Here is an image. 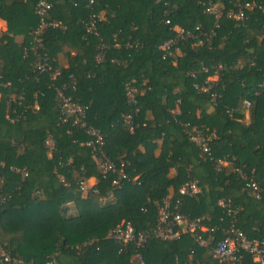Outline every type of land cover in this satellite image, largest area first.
Instances as JSON below:
<instances>
[{
    "label": "trees",
    "instance_id": "obj_1",
    "mask_svg": "<svg viewBox=\"0 0 264 264\" xmlns=\"http://www.w3.org/2000/svg\"><path fill=\"white\" fill-rule=\"evenodd\" d=\"M38 1L0 0V77L8 84L0 88V246L9 256L23 264H133L132 247L119 252L106 239L128 222L146 237L144 264H175L191 250L213 264L210 249L198 250L186 232L173 242L154 237L158 206L177 198L188 220L211 226L228 224L218 202H229L239 208L235 227L256 237L264 224V0H50L45 21L58 26L44 30L38 52L58 69L54 79L32 65ZM246 3L241 22L226 17ZM91 15L101 17L94 34L86 32ZM197 26L213 35L201 44L185 39L162 59L159 47L175 29L195 34ZM127 87L136 90L132 103ZM55 89L85 108L84 123L101 135L114 171H102L89 137L62 122ZM196 132L213 135L210 155L226 163L219 171L201 161L189 139ZM235 169L258 186L259 199ZM188 180L199 188L195 198L178 195Z\"/></svg>",
    "mask_w": 264,
    "mask_h": 264
},
{
    "label": "built area",
    "instance_id": "obj_2",
    "mask_svg": "<svg viewBox=\"0 0 264 264\" xmlns=\"http://www.w3.org/2000/svg\"><path fill=\"white\" fill-rule=\"evenodd\" d=\"M93 0H89L88 3L92 4ZM252 4L246 3L239 5L235 12L227 13L226 17L233 21L241 22L243 20V14L249 10ZM51 8L50 0H39L36 5L35 14L38 17L37 27L31 31L29 40V49L33 55V69L38 73L51 72V79H54L58 75V69L52 68L50 60L45 55H40L38 52L42 49L41 36L44 30L48 27H57L58 23L46 22L47 12ZM206 12L214 14L216 22L219 20L220 15L216 12L215 8L207 7ZM101 18L100 16H89L86 23V32L94 34L96 28V22ZM167 24L168 21H165ZM214 27H217L215 23ZM195 34L192 32H185L180 28L175 29V34L172 38L163 42L159 49L162 52V59L170 57L175 50L177 44L183 42L185 39H196L197 44H201L200 38H208L213 35V32L209 34L199 31V26L195 27ZM22 42V40H21ZM20 42V43H21ZM135 48H139L137 43L134 44ZM127 47H131L129 44ZM99 52L95 57L96 61H100L104 54V46L99 47ZM210 79V78H209ZM208 79V80H209ZM8 84L1 82L0 88H5ZM136 90L134 88H126L127 102H133V96ZM55 101L60 105L62 122L70 121L71 125L79 130H82L89 140L85 145L91 148V152L95 155H99V167L102 171H114V165L111 164L102 152L103 139L101 135L91 127H88L84 123V111L85 108L79 106L73 102L69 96L64 95L61 89H55ZM242 107L247 110L250 104L247 100L241 102ZM35 105V103H34ZM35 107V106H34ZM123 123L127 129H131L130 116L123 117ZM213 135H201L196 132L190 135L189 139L199 149V157L201 161H208L214 165L216 171H219L221 167L226 165L225 162L215 160L210 155L209 143L213 139ZM238 177L245 183V187L252 193V195L259 199L261 190L251 180L250 177L245 175L240 169H235ZM117 175L120 180L126 179V176L118 171ZM112 185H117V181H113ZM85 183L80 182V190H84ZM199 193V188L195 180H188L178 190L180 197L195 198ZM6 202L5 198H0V206ZM218 205L224 209V214L228 218L227 225L219 223L217 225H209L206 223L207 219L204 217L188 220L181 212V200L179 198L171 201L165 199L158 206V213L156 223L154 225L153 235L160 241L173 242L178 241L182 233L186 232L193 240L198 250L210 249L209 259L213 264H243L245 260L248 264H264V224L260 229H256V237L247 238L235 225V216L239 211V208L232 206L229 202H218ZM217 236H220L217 238ZM106 239L112 241L119 248V252L126 251L129 247L134 249V253L131 256L133 264H144L141 251L144 249L146 237L141 232H137L133 229L130 223H120L114 228L110 229L106 234ZM0 264H23L19 259L11 258L9 254L0 246ZM32 264V263H24ZM45 264H54V261H48ZM175 264H200V260L196 256V252L191 250L187 257L181 261L175 262Z\"/></svg>",
    "mask_w": 264,
    "mask_h": 264
},
{
    "label": "crops",
    "instance_id": "obj_3",
    "mask_svg": "<svg viewBox=\"0 0 264 264\" xmlns=\"http://www.w3.org/2000/svg\"><path fill=\"white\" fill-rule=\"evenodd\" d=\"M5 30V23L3 21L0 20V32L4 31ZM22 40L21 37H17L15 38V42L16 43H20ZM60 61H62V59H60ZM62 65L65 64L63 61L61 63ZM216 77L215 76H212L210 77L209 81H215ZM245 120H247V116L245 114ZM88 184L87 186H92L94 184V180L93 179H89L87 180V183Z\"/></svg>",
    "mask_w": 264,
    "mask_h": 264
},
{
    "label": "rangeland",
    "instance_id": "obj_4",
    "mask_svg": "<svg viewBox=\"0 0 264 264\" xmlns=\"http://www.w3.org/2000/svg\"><path fill=\"white\" fill-rule=\"evenodd\" d=\"M86 185H88V184H86Z\"/></svg>",
    "mask_w": 264,
    "mask_h": 264
}]
</instances>
